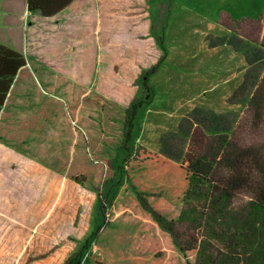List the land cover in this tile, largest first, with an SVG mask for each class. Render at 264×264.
<instances>
[{"label": "crops", "instance_id": "0c3cea01", "mask_svg": "<svg viewBox=\"0 0 264 264\" xmlns=\"http://www.w3.org/2000/svg\"><path fill=\"white\" fill-rule=\"evenodd\" d=\"M263 28L258 20L228 14H177L176 0H72L51 16L29 11L26 0H0V44L55 72L53 86L60 85L66 101L95 91L127 105L139 84L150 91L152 98L137 106L131 135L174 164L181 163L193 130L228 135L240 121L264 74ZM72 125L61 115L53 127L44 124L52 145L45 147L34 132L25 147L79 143L76 129L70 138L62 136ZM33 179L40 202L59 195L64 182L75 184L87 192L80 202L86 217L93 214L94 190L0 143V193L25 190ZM113 181L102 188L108 195L123 187L108 189Z\"/></svg>", "mask_w": 264, "mask_h": 264}, {"label": "trees", "instance_id": "16d2710c", "mask_svg": "<svg viewBox=\"0 0 264 264\" xmlns=\"http://www.w3.org/2000/svg\"><path fill=\"white\" fill-rule=\"evenodd\" d=\"M71 1L26 0V7L41 16H51ZM141 77L146 79L147 75L143 73ZM55 79L58 80L59 76L52 70L27 62L22 53L0 44V143L94 190L99 201L102 188L114 180L115 151L126 150L127 155L119 171L129 182L136 203L139 202L152 221L168 235L172 245L182 255V261L190 264L191 259L181 244H190V248H193L197 244L194 233L205 229L207 236L217 240L221 248L209 251L202 256L203 259L194 260L192 264H238V254L230 250L238 249L239 239L235 238L240 236L235 234L233 238L239 228L238 218L229 208L235 193L242 191L248 194L256 206L255 213H261L264 217V156L256 144L246 147L232 144L229 152L227 145L222 151L221 145L226 137L219 135L215 136L217 140L213 147L196 152L191 149L196 138L200 140L210 136L195 129L190 134L180 164L171 163L148 149L138 148L130 153L126 143L132 136L136 100L126 105L94 91L83 92L73 102L66 101L59 93L60 85L53 86ZM54 97L63 100L56 101ZM261 105L264 106V74L244 108V111L248 107L249 110L254 109L251 119L254 128L264 119L260 114ZM61 115L69 124H73L71 130L70 127L65 129L62 136L70 138L76 129L80 135L79 143L70 141L69 146L61 144L58 149L25 147L30 144L34 132L40 133L45 147L52 145V139L46 138V135H50L44 130V124L55 125ZM144 170H154L157 178L149 183L146 181L151 187L141 190L138 185H144L140 180ZM155 192L156 198L170 201L171 205L156 208L155 198H151ZM126 195L130 197L128 192L122 197ZM183 222L194 225V230L181 228ZM231 226L234 233L229 230ZM97 232L87 239L92 238L96 242V249L91 255L74 252L62 264H81L83 257L86 258L85 264H97V256L101 252L110 259L105 264L146 263L145 256L135 250L138 249V239L126 232L118 221L104 222L101 231Z\"/></svg>", "mask_w": 264, "mask_h": 264}, {"label": "rangeland", "instance_id": "374dc122", "mask_svg": "<svg viewBox=\"0 0 264 264\" xmlns=\"http://www.w3.org/2000/svg\"><path fill=\"white\" fill-rule=\"evenodd\" d=\"M176 8L177 14L180 11L181 14H189L196 19L202 18V16L217 19L219 16L228 14L237 20H258L264 27V0H176ZM147 70L142 74L145 73L148 77ZM142 81L144 84L147 82V80ZM151 98L150 91L139 84L131 101L136 100L137 106H139ZM248 110L249 107L243 112L234 131L230 135H225L226 138L221 149L224 151L228 145L226 150L229 152L232 144L240 147L256 144L255 146L264 156V119L259 126L252 127L251 119L254 109ZM260 114L264 118V106L262 105ZM136 137L137 134L136 136L132 135L126 143L130 153L138 148L146 149L140 144L141 139L137 140ZM216 140L215 136L204 137L200 140L196 138L191 149L196 152H199V149L207 150L208 147L214 146ZM215 149L211 151L212 156L215 154ZM114 155L113 166L116 176L108 189L111 190L118 184H122L123 187L118 195L113 191L108 195L106 190L102 189L101 200L97 201L94 211L92 208L93 214H90L89 217H86L85 214L86 205L84 204L82 207L80 204L83 195L87 192L79 190L71 182H64L63 191L59 186V195L41 199L43 202L38 201V196H34L36 192L35 179L32 180V183L27 181L28 185L25 190L20 188L21 191L14 190L11 194L6 187V190L2 191L6 194L0 193V264H62L74 252L79 251L83 253V256L91 255L96 249V242L92 238L89 241L87 239L95 232L101 231L106 221H118L126 232H130L132 237L138 239L136 244L138 249H134L137 250V253L145 256V264H185L182 261V255L172 245L168 235L152 221L139 202L136 203L129 182L120 178L118 169L123 158L127 155L126 150H119ZM217 155L219 156L220 153ZM218 170H220V166ZM143 173L144 176L141 175L143 178L140 180L144 185H138V187H141V190H146L151 187L146 181L149 183V181L155 180L157 173L154 170H144ZM12 183L14 184L13 180ZM171 190L173 191V189ZM127 192L130 197L132 196L131 199L127 195L125 198L122 197ZM26 196L31 199L24 202L23 198ZM156 196V192L151 196V198H155L154 206L156 208L170 203V201L164 202L163 199L156 198ZM230 202L229 208L238 218L239 230L237 229L234 233L232 226L229 230L234 233L233 238L235 234L240 235L235 238L239 239L238 249L231 248L230 250L238 254V264H262L264 217L261 213H255L256 206L252 203L249 195L242 191L236 192ZM180 227L194 230V225L191 223L183 222ZM86 228L87 230H85ZM207 235L208 232L205 229L197 230L193 235L197 239V244L193 248H190V244L188 246H185L184 243L181 244L187 249L186 253L191 259L190 264L194 260L203 259L202 256H205L209 251L221 248L217 240ZM242 235L243 238H241ZM109 261L110 259L105 257L103 252L97 256V264H105ZM85 262L86 258H81L80 263L85 264Z\"/></svg>", "mask_w": 264, "mask_h": 264}]
</instances>
